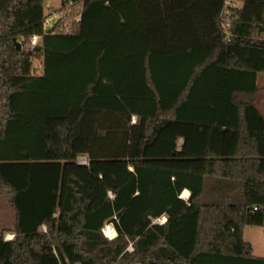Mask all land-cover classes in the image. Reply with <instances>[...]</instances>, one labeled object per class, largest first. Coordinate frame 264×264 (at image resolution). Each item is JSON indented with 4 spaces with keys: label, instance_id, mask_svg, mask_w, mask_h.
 <instances>
[{
    "label": "trees",
    "instance_id": "trees-1",
    "mask_svg": "<svg viewBox=\"0 0 264 264\" xmlns=\"http://www.w3.org/2000/svg\"><path fill=\"white\" fill-rule=\"evenodd\" d=\"M63 1L58 32L46 0H0V264H264V0L230 36L226 0Z\"/></svg>",
    "mask_w": 264,
    "mask_h": 264
},
{
    "label": "rangeland",
    "instance_id": "rangeland-1",
    "mask_svg": "<svg viewBox=\"0 0 264 264\" xmlns=\"http://www.w3.org/2000/svg\"><path fill=\"white\" fill-rule=\"evenodd\" d=\"M70 7L71 5H64L63 0H46L45 11L47 18L50 20L49 25H53L50 30L55 29L58 32L64 31L70 24ZM76 10V9H75ZM79 12L75 11L73 16L78 17ZM71 18V17H70ZM32 69L34 74H41L43 72V55L42 53H35L32 57ZM264 75L260 79V91L258 96H256V104L259 109L264 113ZM78 162L85 164L88 162L87 158L80 156ZM185 195V194H183ZM187 197V196H186ZM16 224V214L9 202V200L0 193V234H3L5 240L13 239L14 235L9 233H3L4 230H14ZM109 225H114L112 223H107L103 228V234L106 235L105 228ZM115 228V227H114ZM42 230L47 231V226L44 225ZM116 230V229H115ZM5 232V231H4ZM14 233V232H13ZM116 234V235H115ZM117 236V231L114 233L115 238ZM109 239H113L108 237ZM245 239L249 241L254 247V253L256 256L264 257V225L263 226H249L245 232Z\"/></svg>",
    "mask_w": 264,
    "mask_h": 264
},
{
    "label": "built area",
    "instance_id": "built-area-1",
    "mask_svg": "<svg viewBox=\"0 0 264 264\" xmlns=\"http://www.w3.org/2000/svg\"><path fill=\"white\" fill-rule=\"evenodd\" d=\"M239 5H238V1L236 0H226L225 2V7L222 11V27H223V30L224 32L230 36L231 34V21H232V18L233 16L238 12L239 10ZM49 19L46 17L45 19V22H44V29L45 31H48L50 30L51 27H53V25H49L48 27V23H49ZM0 34H1V30H0ZM41 36H38V35H35L30 43H31V46L32 48L34 49L35 47L39 46L40 45V42H41ZM262 40H264V34L262 35L261 37ZM22 43V41H20ZM134 121H135V118H134ZM88 162H86L85 164H87ZM111 196H113L112 193H110ZM166 217H162V218H159V219H156L155 222L157 223H164L166 221Z\"/></svg>",
    "mask_w": 264,
    "mask_h": 264
},
{
    "label": "crops",
    "instance_id": "crops-1",
    "mask_svg": "<svg viewBox=\"0 0 264 264\" xmlns=\"http://www.w3.org/2000/svg\"><path fill=\"white\" fill-rule=\"evenodd\" d=\"M238 5H239V8L241 9L242 7H243V2H241V1H238ZM262 75H264V74H260L259 75V77H258V85H259V82H260V79L262 78ZM263 81H264V77H263ZM260 86V85H259ZM259 94V93H258ZM258 94H257V96H258ZM257 100V99H256ZM256 106H257V104H256ZM257 108L259 109V107L257 106ZM259 111L261 112V114L264 116V113L259 109ZM183 142H184V139H180V144L182 145L183 144ZM184 193H187V197H189V195H190V191L189 190H185L184 192H183V194ZM182 194V197H184V195ZM187 197H184V198H186L187 199ZM249 227V226H248ZM246 229H247V227L245 228V230H244V238H245V232H246ZM5 231V232H4ZM3 231V233H9V234H11V235H14V233H13V230H4ZM246 240V239H245ZM247 241V240H246ZM249 242V241H248ZM253 249H254V247H253ZM255 254V253H254Z\"/></svg>",
    "mask_w": 264,
    "mask_h": 264
},
{
    "label": "bare ground",
    "instance_id": "bare-ground-1",
    "mask_svg": "<svg viewBox=\"0 0 264 264\" xmlns=\"http://www.w3.org/2000/svg\"><path fill=\"white\" fill-rule=\"evenodd\" d=\"M184 194H185L184 197H186L187 193H184ZM105 231H106V235L108 237H110V238H113L114 237V233H116V230H115V228L112 225H109L108 227H106Z\"/></svg>",
    "mask_w": 264,
    "mask_h": 264
},
{
    "label": "water",
    "instance_id": "water-1",
    "mask_svg": "<svg viewBox=\"0 0 264 264\" xmlns=\"http://www.w3.org/2000/svg\"><path fill=\"white\" fill-rule=\"evenodd\" d=\"M15 43H16L18 49H21V48H22V43H21L20 41H18L17 39H15ZM41 49H42V46L39 45V46L35 47L33 50H34V51H38V50H41ZM183 198H184V197H183ZM187 198H188V197H187Z\"/></svg>",
    "mask_w": 264,
    "mask_h": 264
}]
</instances>
